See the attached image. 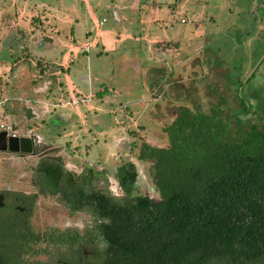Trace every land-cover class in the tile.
<instances>
[{
  "label": "rangeland",
  "instance_id": "1",
  "mask_svg": "<svg viewBox=\"0 0 264 264\" xmlns=\"http://www.w3.org/2000/svg\"><path fill=\"white\" fill-rule=\"evenodd\" d=\"M45 2L38 8L35 0H0V42L25 35L20 43L31 58L24 76L34 81L23 97L22 81L10 77L4 53L0 88L17 89L19 98L5 115L46 142L89 152L91 161L110 171L132 161L141 175L136 195L157 198L149 166L135 158L134 142L166 146L162 127L180 107L208 112L221 105L233 136L257 123L256 107L264 115V0ZM43 32L52 44L41 43ZM87 44V51L80 49ZM101 99L109 112H102ZM241 102L253 114H243ZM37 104L43 122L29 124L24 109ZM2 105L0 100V111ZM59 106L66 118L55 111ZM0 166L15 171L1 155Z\"/></svg>",
  "mask_w": 264,
  "mask_h": 264
},
{
  "label": "trees",
  "instance_id": "2",
  "mask_svg": "<svg viewBox=\"0 0 264 264\" xmlns=\"http://www.w3.org/2000/svg\"><path fill=\"white\" fill-rule=\"evenodd\" d=\"M257 108V123L233 136L221 105L180 107L162 127L166 146L141 145L156 200L110 203L109 237L125 264H264V115ZM135 176L130 163L117 170L128 194Z\"/></svg>",
  "mask_w": 264,
  "mask_h": 264
},
{
  "label": "flooded vegetation",
  "instance_id": "3",
  "mask_svg": "<svg viewBox=\"0 0 264 264\" xmlns=\"http://www.w3.org/2000/svg\"><path fill=\"white\" fill-rule=\"evenodd\" d=\"M32 137L30 154L0 151L6 167L15 169L0 171V264H125L109 237L108 218L111 202L148 196L135 194L141 180L135 164L124 160L110 171L89 152ZM143 143L154 147L134 142L135 158L149 166L153 191L152 163L138 159ZM126 163L136 173L130 194L117 177Z\"/></svg>",
  "mask_w": 264,
  "mask_h": 264
},
{
  "label": "crops",
  "instance_id": "4",
  "mask_svg": "<svg viewBox=\"0 0 264 264\" xmlns=\"http://www.w3.org/2000/svg\"><path fill=\"white\" fill-rule=\"evenodd\" d=\"M45 3H46L45 0H40V1L35 0L34 6L38 7V8H43V7L46 6ZM114 18L116 20H118L116 18V15H114ZM98 35H99V33L95 34V36H98ZM17 36H19V35H17ZM24 38H25V35L24 36L21 35L20 39H17V37L8 36V37H6L4 39V41H1L0 42V44H1V46H0V60H1V58H3L4 53H6L7 54L6 55V61H5L6 63H5L4 66H6V65L10 66V69H9L8 73H9V75H10V77L12 79L18 78V81L21 79L22 82H20V81L19 82H20V85L22 84V94H23L22 96L23 97H28L29 96L28 94H30L29 91H27L28 90V86L30 85V83H32V82L34 83V81L30 80V79L26 78V76H24V74L27 73V71H28V69L30 67V66H28V61L31 58L30 57V51L28 50L26 45H22L25 42ZM40 40H41V43L47 42L48 44H52V40L44 32L42 33ZM21 41L23 43H20ZM11 43H13V44H11ZM18 47H19V49H18ZM15 50H17L18 55H14ZM84 53H86V52H84ZM40 59H42V57H40ZM38 62H40V60L36 62L37 65H38ZM44 68H46V66L42 68L43 71H41L42 69L40 70V72H39V74L37 76L38 78L42 77V75H44L47 72ZM151 68H153V67H151ZM68 85H70V87H73V85L71 83H69V82H68ZM12 90H13L12 88L9 91H8V89L5 90L4 88H0L1 105L5 103L4 105L6 106V108H5L4 105H2L3 108H2V111H0V113H2V112L3 113L5 112V114L8 113L7 108L11 107L12 105H16V102H18V100L16 99V98H18V97H16V95H17L16 92H18L17 89H16L15 92H14V90L13 91ZM37 90H39V89H37ZM37 90H35V91H37ZM99 94H100L99 95L100 97L105 96L103 93H99ZM36 98L39 99V100L41 99L40 96H38ZM24 99H26V98H24ZM35 101L38 102V100H35ZM41 101L42 100H40L39 102L41 103ZM48 104H51V103H48ZM98 104H99V106L101 107L102 110L105 108L102 112H104V111L105 112H109V109L111 107H109L108 102H105L104 99L99 100ZM30 107L31 108H25L24 109V115H23L24 120L27 122L25 114H26V109H29V121L27 123L36 124L37 121L43 122L44 115L40 114V112H41L40 109L43 106H41V104H39V105L37 104V105H34V106H30ZM55 111L57 113H59V115L61 117H65L66 118V116L63 113H60V106L57 109H55ZM41 113H43V112H41ZM15 115H16V113L13 112L12 115H10V117L11 118H15ZM54 116H55V118L59 117L58 115H55V114H54ZM27 123L24 122V124H27ZM113 142L117 143L118 140L113 139Z\"/></svg>",
  "mask_w": 264,
  "mask_h": 264
},
{
  "label": "built area",
  "instance_id": "5",
  "mask_svg": "<svg viewBox=\"0 0 264 264\" xmlns=\"http://www.w3.org/2000/svg\"><path fill=\"white\" fill-rule=\"evenodd\" d=\"M104 21L100 22L99 25L102 26ZM91 45H83L80 46L81 50L87 51L88 48H90ZM45 111L46 107H45ZM0 133H6L7 138H13V139H31L33 133V129L26 126V125H18L17 123L10 122L8 117L5 115V113H0Z\"/></svg>",
  "mask_w": 264,
  "mask_h": 264
},
{
  "label": "water",
  "instance_id": "6",
  "mask_svg": "<svg viewBox=\"0 0 264 264\" xmlns=\"http://www.w3.org/2000/svg\"><path fill=\"white\" fill-rule=\"evenodd\" d=\"M25 115H26V120L28 122L29 109H26ZM35 140H36L35 137H32L31 139L7 138L6 133H0V151L7 150L9 153L30 154L32 152V145L35 142Z\"/></svg>",
  "mask_w": 264,
  "mask_h": 264
}]
</instances>
